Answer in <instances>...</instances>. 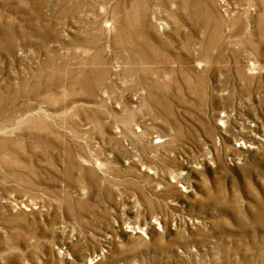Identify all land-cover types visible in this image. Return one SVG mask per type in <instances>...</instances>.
Returning a JSON list of instances; mask_svg holds the SVG:
<instances>
[{
  "label": "rangeland",
  "instance_id": "1",
  "mask_svg": "<svg viewBox=\"0 0 264 264\" xmlns=\"http://www.w3.org/2000/svg\"><path fill=\"white\" fill-rule=\"evenodd\" d=\"M0 264H264V0H0Z\"/></svg>",
  "mask_w": 264,
  "mask_h": 264
}]
</instances>
